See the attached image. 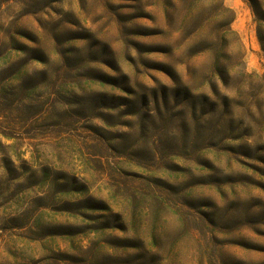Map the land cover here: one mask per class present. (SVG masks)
I'll use <instances>...</instances> for the list:
<instances>
[{"label": "rangeland", "instance_id": "374dc122", "mask_svg": "<svg viewBox=\"0 0 264 264\" xmlns=\"http://www.w3.org/2000/svg\"><path fill=\"white\" fill-rule=\"evenodd\" d=\"M0 264H264V0H0Z\"/></svg>", "mask_w": 264, "mask_h": 264}]
</instances>
